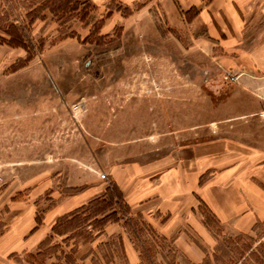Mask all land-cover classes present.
Segmentation results:
<instances>
[{
	"label": "rangeland",
	"instance_id": "obj_1",
	"mask_svg": "<svg viewBox=\"0 0 264 264\" xmlns=\"http://www.w3.org/2000/svg\"><path fill=\"white\" fill-rule=\"evenodd\" d=\"M75 1L0 0V27H23L31 53L0 44V264H264V220L236 232L201 197L212 190L225 206L231 193L257 203L264 192V99L244 80L263 71L264 0H236L238 50L192 42L153 0ZM138 8L147 14L101 30L113 11ZM76 102L83 111H71ZM113 183L123 197L113 220L84 212L65 235L49 234ZM193 201L208 242L185 223L164 235L158 222Z\"/></svg>",
	"mask_w": 264,
	"mask_h": 264
},
{
	"label": "crops",
	"instance_id": "obj_2",
	"mask_svg": "<svg viewBox=\"0 0 264 264\" xmlns=\"http://www.w3.org/2000/svg\"><path fill=\"white\" fill-rule=\"evenodd\" d=\"M88 1L98 8H100V6H106L109 2V0ZM116 1L121 5L131 6L140 0ZM153 2L159 5L163 11L169 28L191 31L192 42L207 43L204 41L206 40L210 43L211 48H213V46H222L224 49L227 47V50H238L239 44L243 38V19L241 18V10L239 11V7H237L239 3H237L236 0H153ZM189 8H194L195 12L190 18H186V13ZM136 12H141V15L147 14V11L144 12L141 8H138L135 12L132 10V13L124 18L119 12L113 11L109 18L104 20L101 25V30L106 32L113 24L117 22L121 23L122 20H126ZM201 29L202 31H199ZM258 57L259 67H263V71L260 72L259 76L247 75L249 78H244V80L247 82L246 85L249 88L264 99V65H262L264 57ZM259 165L261 166L258 169L260 175L259 180L264 184V178L261 177L264 163ZM190 188L192 189V187ZM206 188L209 190V186H206ZM200 189H202V187ZM211 191L205 192L204 188L201 197L208 203L210 211L219 224L230 225L233 230L239 233H248L249 231L252 232L251 228L255 223L259 224V222L261 223L264 220V192L257 194V203L254 200H249V197H243L242 195L239 198L233 199L231 193V195H227L228 198L226 197V203L225 206H223L221 205L222 203H215L213 199L208 196ZM225 193L228 194L229 191L225 190ZM174 206L175 205L172 206L171 203L163 208L160 203L157 205V209L159 211L164 210L172 213ZM181 206L180 203L176 205V212L178 213L177 218L169 217L163 222H158L162 233L164 235L171 234L177 227L181 226L182 223H185L188 228L207 243L209 240L207 228L203 225L201 218L198 217L197 214H194V212L191 213V208H195L194 201L187 206L190 213L183 210V219L179 217V215L183 213V211L179 210ZM255 206H257V208H255ZM157 209H155V211ZM179 238H181V234L176 233L174 239L177 241ZM190 253L192 254L191 259L194 260V263L201 261V255L203 253L199 248L196 250L191 248Z\"/></svg>",
	"mask_w": 264,
	"mask_h": 264
},
{
	"label": "trees",
	"instance_id": "obj_3",
	"mask_svg": "<svg viewBox=\"0 0 264 264\" xmlns=\"http://www.w3.org/2000/svg\"><path fill=\"white\" fill-rule=\"evenodd\" d=\"M85 1H83L84 3ZM89 2V1H88ZM76 1L74 0V4L71 3V5H75ZM42 4V2H41ZM72 9H75L74 6ZM37 8V7H34ZM45 8L47 9L48 7L45 6ZM33 9V8H32ZM31 9V10H32ZM49 9V8H48ZM82 10V9H81ZM49 11H51V9H49ZM85 12H80L79 13V18L82 19L83 16H85ZM108 14H105L104 16H102V19H100L99 23L101 24L103 22V20L107 17ZM99 28V26H98ZM0 44H4L6 46L9 47H20L22 49L25 50L26 52V58H30L31 57V53L29 54V46L27 45V40L26 37L23 35V27L21 26H17L14 25L12 23L6 25L5 27H0ZM94 32H90V35L93 34ZM31 47V46H30ZM33 47V46H32ZM31 47V48H32ZM111 187H106L103 191V193H101V195L96 196L94 198H92L91 200H89L84 206H80L72 211H69L65 214H62L60 216H58L54 223L51 225L50 230H49V234H53V235H58V236H62L65 235L68 231L72 230L70 226H72V224H70V222L73 221V218L75 216H78L79 214H84V212H87L86 216L87 219L89 220L90 218H93V220L96 219V221H108V220H113V218H111L113 216V212H114V206L115 204H117L119 201H123V197L121 195L120 190L116 187V185L113 183L110 185ZM124 204V202H123ZM127 209L128 206L126 205ZM97 217V218H96ZM217 221V220H216ZM64 222V226L61 225V223ZM206 224V223H205ZM207 225V224H206ZM258 225V223H255L251 229H254L256 226ZM48 242V236H45L42 240H40L37 245H36V253L32 254L29 253V257H36L39 252H40V248L43 245H46Z\"/></svg>",
	"mask_w": 264,
	"mask_h": 264
},
{
	"label": "built area",
	"instance_id": "obj_4",
	"mask_svg": "<svg viewBox=\"0 0 264 264\" xmlns=\"http://www.w3.org/2000/svg\"><path fill=\"white\" fill-rule=\"evenodd\" d=\"M70 109L73 113H79L84 110L83 104L76 102L70 106Z\"/></svg>",
	"mask_w": 264,
	"mask_h": 264
}]
</instances>
